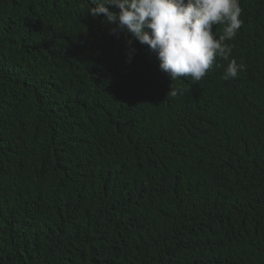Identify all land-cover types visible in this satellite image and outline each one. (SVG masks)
<instances>
[{
    "label": "trees",
    "instance_id": "16d2710c",
    "mask_svg": "<svg viewBox=\"0 0 264 264\" xmlns=\"http://www.w3.org/2000/svg\"><path fill=\"white\" fill-rule=\"evenodd\" d=\"M240 5L245 70L197 82L85 0H0V264H264V0Z\"/></svg>",
    "mask_w": 264,
    "mask_h": 264
},
{
    "label": "clouds",
    "instance_id": "9594fccd",
    "mask_svg": "<svg viewBox=\"0 0 264 264\" xmlns=\"http://www.w3.org/2000/svg\"><path fill=\"white\" fill-rule=\"evenodd\" d=\"M83 15L104 17L113 35L124 33L127 44L146 45L171 81L191 77L200 81L207 72L222 67V79L238 77L245 65L231 58L226 43L243 26L240 0H85ZM94 5V6H93ZM110 6V7H109ZM213 25H221L217 38ZM134 48L127 53L130 61ZM217 58L226 65L216 63ZM176 95L175 90H170ZM169 91V92H170Z\"/></svg>",
    "mask_w": 264,
    "mask_h": 264
}]
</instances>
